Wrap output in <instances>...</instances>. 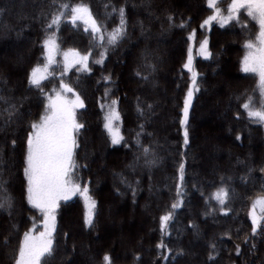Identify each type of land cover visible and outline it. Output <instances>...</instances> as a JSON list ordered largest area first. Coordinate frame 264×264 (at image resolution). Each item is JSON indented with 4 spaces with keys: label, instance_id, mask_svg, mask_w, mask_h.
<instances>
[{
    "label": "trees",
    "instance_id": "trees-1",
    "mask_svg": "<svg viewBox=\"0 0 264 264\" xmlns=\"http://www.w3.org/2000/svg\"><path fill=\"white\" fill-rule=\"evenodd\" d=\"M193 1L190 10L185 8L183 0H42V8L29 13L24 8L12 9L10 2L0 0V25L10 26L19 34L10 40L18 41L24 55L29 54L26 61L20 62L19 70H12L5 64L6 72L0 71V97H4L0 99V120L4 121L3 127L0 121V132L4 129L0 140V180L7 181L12 153L15 164L11 181L14 183L16 179V183L7 181L6 188L7 193L18 200V212H14V202L10 213L0 209V264H15L24 233L41 217L27 203L24 186L22 192L26 140L32 131L31 123L38 122L44 114L46 96L61 92V82L73 89V93L67 94H78L84 104L75 113L77 122L83 127L75 134L78 147L74 150L76 167L72 179L81 188L88 187V195L96 201V208L93 224L89 226L84 222V198L79 193L60 203L56 210L54 253L43 257L42 264H84L91 256L93 259H88V264H104L106 254L111 257L112 264H184L194 241L202 243L205 264H264V220L253 234L249 216L252 202L264 196V123L249 118L242 107L250 103L251 108L264 110L260 79L256 73L243 71L242 63L248 50L246 43L256 39L257 22L240 12L223 26L211 22L201 27L212 10L207 0ZM64 3L69 8L59 24L47 28ZM79 4L86 5L101 26L103 42L90 28L86 31L82 21L71 22V6ZM120 8H124V33L115 44H108L107 34L120 25ZM27 14L30 20L16 22ZM52 34H55L57 51L55 62L48 69V78L41 82L42 93L29 84L28 76L33 67L46 63L43 41ZM229 37H234L232 48L225 46ZM205 39L208 56L198 50ZM174 40L180 45L174 51L175 57L168 59L167 55L172 52L165 48ZM189 48L199 90L194 91L189 108V143L185 145L180 120L184 99L192 84V72L184 68ZM69 50L87 55L90 71L85 72L78 65L65 71L63 54ZM141 62L144 68H140ZM218 70H221V78H213L211 74L215 75ZM11 76L16 81L14 86ZM137 83L150 88L137 89ZM151 84L154 87L151 88ZM215 86L219 90L215 91ZM216 102L220 109L228 106V125L215 122L213 117L205 120L204 115L214 109ZM10 105H15L16 109L11 117ZM26 105L29 115L24 114ZM112 111L118 114L111 122L113 130L122 137L118 144L112 143L111 134L105 128V118ZM21 116L16 129L13 122ZM200 116L204 119L200 120ZM232 125L236 128H231ZM209 138L214 145L211 149L204 145ZM96 146L101 148L102 155L94 153ZM145 148L149 150L147 155ZM171 150L173 155H166ZM210 151L223 155L222 168L215 169L213 174L207 172L211 165L205 161ZM199 160L205 163V169L201 168ZM181 163L184 164L183 181L179 177ZM162 164L169 174L166 182L155 180ZM107 173L117 174L121 183L114 187V192L123 196V205L117 207L113 216H110V183L106 181L103 186L98 182ZM153 181H157L161 200L152 211V223L148 226L151 231L147 232L143 244L148 246L147 251L130 249L126 255L125 250L109 247L114 234L107 228L108 221L129 218L128 210L133 207L130 202L140 205L148 184ZM178 184L180 195L177 194ZM221 187L228 191L223 206L212 199ZM174 203L179 207L173 209ZM169 212H172V219L162 230L160 218ZM9 214L12 217L9 218ZM10 223L16 226V231L5 252L2 241L7 240ZM71 223L76 224L71 232L76 234L77 241L68 236L67 226ZM159 244L164 247L158 248Z\"/></svg>",
    "mask_w": 264,
    "mask_h": 264
},
{
    "label": "snow or ice",
    "instance_id": "snow-or-ice-1",
    "mask_svg": "<svg viewBox=\"0 0 264 264\" xmlns=\"http://www.w3.org/2000/svg\"><path fill=\"white\" fill-rule=\"evenodd\" d=\"M55 2V0H54ZM218 0H208V7L213 11V15L208 16L201 27L210 24L212 21H219L221 26L228 24L234 19L241 9H246L248 16L255 20L260 28L257 36L258 45L251 41L247 42L245 47L248 49L247 54L243 59V71L258 73L260 78L261 95L264 96V0H231L228 7V15L221 14V10L216 7ZM69 8L67 3L60 5V12L53 16L51 22L46 25L51 29L53 25H58L62 16L65 15ZM115 10V9H114ZM121 16L120 25L111 33L107 34L108 44H115L124 33V8L119 9ZM169 21L172 17H168ZM70 20L73 24L77 21H82L86 26L85 30L91 29L94 36L98 37L101 42L105 37L101 26L92 16L90 9L83 4L71 6ZM183 25H181L182 27ZM192 37L190 36L189 39ZM208 41L205 39L200 44L201 53L205 56L210 55L207 51ZM44 55L46 63L36 65L31 69L28 76V82L31 86H35L42 93L41 82L48 78V69L55 60L57 44L55 34L48 36L43 41ZM64 70L67 71L74 65H78L81 70L88 72L87 55H80L74 50H69L64 54ZM102 61H98L100 63ZM184 68L192 72V84L189 86L187 95L184 99L183 118L180 120L181 126L184 128V144L189 143V132L187 128L189 108L192 104L193 93L199 89L196 86L197 73L192 70V55L189 48L187 63ZM107 79V78H106ZM61 92H56L55 95H47L46 108L38 122H32L30 127L31 132L28 133L26 140V151L24 157L23 175L26 181L25 197L27 203L33 208L38 209L44 217L43 231L33 233L31 230L24 233L23 240L19 244L18 255L15 259V264H42V258L51 256L54 253L53 233L56 230V210L60 206V201H68L72 196L79 193L85 201L86 213L84 222L86 225L93 224V214L96 208V201L88 195V187L75 183L72 179L73 170L76 167L74 160V150L78 147L75 134L83 127L76 120V109L83 108V101L78 94H74V99H68L64 93H73V89L61 82ZM4 99V97H0ZM116 102L113 101V104ZM151 107V106H149ZM242 107L247 111L249 118L258 120L264 123V110H255L250 107V103H245ZM12 109L9 112L11 117L14 112L15 105H10ZM118 118V114L114 111L106 116L105 128H107L112 137V143H120L122 137L118 131L112 128V120ZM239 139V137H237ZM15 146V141H12ZM149 150L144 149L145 155ZM154 163V161H146ZM264 171V169H262ZM180 180L184 179V164L179 166ZM7 181L0 180V209L9 211L13 207V198L7 193ZM177 194L180 195V185H177ZM228 198V191L221 187L212 195L220 205H224ZM179 207V204L174 203L172 208ZM259 208L260 215H257ZM252 220V233L255 234L259 223L264 220V196L257 197L252 202V207L249 212ZM172 219V212L163 215L160 218L161 229L164 230L167 222ZM67 235V234H65ZM6 242V241H5ZM158 248L164 247L163 244L157 245ZM236 251L240 249L237 246ZM104 264H112L111 257L107 254L103 257Z\"/></svg>",
    "mask_w": 264,
    "mask_h": 264
},
{
    "label": "rangeland",
    "instance_id": "rangeland-1",
    "mask_svg": "<svg viewBox=\"0 0 264 264\" xmlns=\"http://www.w3.org/2000/svg\"><path fill=\"white\" fill-rule=\"evenodd\" d=\"M7 1L10 2V4H9V5H11L10 8H12V9L24 8L29 13H32V12L36 13L38 10H40L42 8V5H43L42 0H18L16 2H14V3H13V0H7ZM182 3L185 6V8L190 9V10L194 6V1L193 0H183ZM230 4H231V0H218V2L216 3V7H218L221 10V14L222 15L227 16L228 15V7H229ZM139 6H140V4H139ZM207 6H208V0H207ZM239 13L243 14L244 16L248 15L246 9H241L239 11ZM210 15H213V11H212V13ZM23 20H25V21L26 20L27 21L30 20V16H28V14H27L26 16L17 18L16 22L20 23ZM212 22L220 23L219 21H212ZM11 26L13 28L15 27L12 24H11ZM257 28H258V30H257L256 38H257V36L259 34V31H260L258 23H257ZM12 30L13 29L10 26L7 27L4 24L0 25V49H1V52H2V53H0V71H2V72H6L5 64H7V66L9 65L12 70H19L20 65H21L20 62L26 61L27 58H28V55H29V54H25L24 55V53L22 52V46L20 45V43L18 41L10 40L12 37L13 38L19 37L18 36L19 34H15ZM166 39H167V36H165V40ZM202 41H204V40H202ZM179 43L180 42L174 40L171 45H166L165 49L166 50H170V53L172 52L171 53L172 55L171 54L167 55L168 59H169V57H171V58L175 57L174 51H176L179 48V45H180ZM253 43H256L258 45L257 39H255V41ZM200 44H199L198 50L201 52ZM233 45H234V37H229L228 38V43L225 46H229V47L232 48ZM207 50H208V48H207ZM247 52H248V50L246 51V54H247ZM164 55H166V54L164 53ZM203 56H205V55H203ZM187 60H188V56H187ZM63 63H64V61H63ZM119 63L121 64L120 61H119ZM186 63H187V61H186ZM141 67H143V68L145 67L144 62H141L140 68ZM162 74L164 75V72H162ZM256 75L259 78V74L256 73ZM211 76H213V78H221V70H218V72H216L215 75L211 74ZM11 81L13 82V86L16 85L15 78H13L12 76H11ZM231 83H232V81L230 82V84ZM145 87H147L145 84L144 85H139L137 83L135 85V88H137V89H139V88L142 89V88H145ZM152 87H154L153 84H151V88ZM147 88H150V87H147ZM218 88L215 86V91L219 90ZM226 90H227V88H226ZM64 95L68 99H74V94L69 95V94H67L65 92ZM88 95H89V93H88ZM213 108L214 109H212V111L210 110L209 114L206 113L204 115V117L206 118L205 120L211 119L213 117L215 122H219V124H221V125L222 124L223 125H228L229 121H228V119L226 117L227 116V111L229 110L228 106L225 105L224 109L222 107L220 109L218 102H216L214 104ZM213 110H214V112H213ZM29 113H30V109L26 105V110H25L24 114L25 115H29ZM204 117L200 116L199 118H200V120H203ZM22 118H23V116L17 118V120L15 122H13V126H15L16 129L19 126V122L22 120ZM161 123H162V125L163 124L165 125V122L162 121ZM1 125H2V127L4 126V121H1ZM231 128L234 129L236 127L234 125H232ZM3 131H4V129L2 128V130L0 132V138H1L0 140H2V138H3V136H2L4 134ZM211 134H212V132H209V135L213 136L214 139H215V135H213V134L211 135ZM205 141H206V144H204V143L203 144L205 145L206 148H210V149L213 148L214 145L212 144L213 143L212 142V138H209V139H207ZM254 150H255V148H254ZM262 150L264 152V146H263ZM94 153L96 155H98V156L103 154L101 148L97 147V146L95 147V152ZM173 153H174V151L171 150V152H166V155L171 156V155H173ZM217 154H214L213 152L210 151L205 156V161L208 162V165L209 164L211 165V167H208V169H207L208 170L207 172L210 173V174L215 173V171H216L215 169L222 168V166H223V164L220 163V159H221V157L223 155H222V153H219L218 155ZM9 159H10L9 165H8L9 169H8L7 175H6L9 179L8 178H5V179L8 181V183L9 182L11 183L12 182L11 179L13 180L12 177H14L13 176L14 173H13L12 170H13V166L15 164L14 155L12 153L9 155ZM198 163H201L200 166H201L202 169L206 168V165H205V163L202 160H199ZM157 171L159 173V176H157V177H159V178L155 177V180L158 181L160 179V181L161 180L165 181V179L166 180L169 179V174L167 173V168H165L163 164H162L161 167H159L157 169ZM103 177H104V179L101 178V179H99L98 182H101L103 186L105 185L106 181H108L110 183L109 184V188H110V191H111V195H110V201L109 202L111 203V209L110 210H112L110 216H113V213L115 212V210H117V207H120L121 205H123V202H121L123 196L116 195L115 192H114V187L117 184H120L121 182L119 183V180L117 178V174L110 175V173H107ZM95 178H97V177H95ZM157 181L156 182L153 181V183L148 184V188H146V191H145L146 193L143 195V198L140 201V205L136 206V203L130 202V205L133 206V207L130 208V210H128V211H130V215H131L129 218H124L122 221L118 220L119 218L118 219L116 218L115 221H113V220H109L108 221L107 228H108V230H111V231L113 230V234H114V235H112V239L113 240L110 243H108V246L110 245L109 247L114 248L116 250H125L126 251V253H125L126 255H128L127 252L130 251V249H137L138 248V249H144L145 252L147 251L148 246H145L143 244H145V241H146L145 238H146L147 232L151 231V229H149L148 226L152 223V213H153L152 211L155 208L158 207L157 203L161 200L159 192H158V185H156ZM15 183H16V179H15L14 183L12 182V184L14 185ZM22 183H23V185H22V192H23V186L25 188L26 181L22 180ZM152 190H154V191H152ZM13 202L15 203V206H16L15 207L16 211H14V212H18V208H17L18 200L15 198V199H13ZM63 202H66V201H63V200L60 201V203H63ZM112 202H113V204H112ZM84 204H85V201H84ZM36 210H37V212H39L41 217L37 221V224H34L29 229L33 233H39L40 231L44 230V228H43V220H44L43 214L38 209H36ZM256 211H257V215H258L260 213L259 212V208H257ZM64 212H70V211H68V210L65 211L64 210ZM3 213H6V212H3ZM85 213H86V207H85ZM55 215H56V213H55ZM8 217L9 218L12 217V214L11 215L9 214ZM115 217H116V215H115ZM75 226H76L75 223H71V224H69V226H67V230H68L69 238L71 240L73 239L74 241H77L76 240L77 239L76 238V234H73V230L71 232V229H74ZM15 228H16V226H12L11 223H10V225H9V227L7 229V240H3L2 241V244H3L2 249L5 252H7L9 250V248H10L11 242H12V240L14 238V233L16 231ZM130 230L132 231L131 235L129 234ZM54 233H53V238H54ZM84 238L85 237H82V239H84ZM139 239H141L140 242H139ZM85 241H88V239L85 238ZM89 242L91 244V241H89ZM101 243H103V241L98 242L99 245H101ZM77 244L80 245L79 242ZM204 244H205V242H204ZM201 245H202L201 241L200 242L199 241H194L193 249L190 250L187 253L188 256L185 254L187 257L185 256V259L183 260L182 263H184V264H205V263H203V256H202V253H201ZM83 247H84L85 250H87L86 244H84ZM0 250H1V248H0ZM194 250H195V252H194ZM88 259L92 260L93 258L91 256ZM88 259H86L84 264L90 263V260H88Z\"/></svg>",
    "mask_w": 264,
    "mask_h": 264
},
{
    "label": "bare ground",
    "instance_id": "bare-ground-1",
    "mask_svg": "<svg viewBox=\"0 0 264 264\" xmlns=\"http://www.w3.org/2000/svg\"><path fill=\"white\" fill-rule=\"evenodd\" d=\"M201 12V11H200Z\"/></svg>",
    "mask_w": 264,
    "mask_h": 264
}]
</instances>
